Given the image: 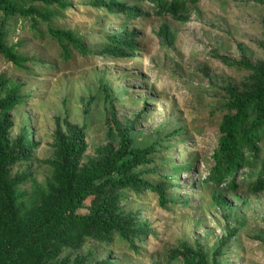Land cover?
Returning <instances> with one entry per match:
<instances>
[{
    "label": "rangeland",
    "instance_id": "obj_1",
    "mask_svg": "<svg viewBox=\"0 0 264 264\" xmlns=\"http://www.w3.org/2000/svg\"><path fill=\"white\" fill-rule=\"evenodd\" d=\"M64 1L66 9L36 5L52 15L49 24H8L7 46L27 63L17 67L0 55V82L22 91L5 130L12 155L29 153L0 167V242L7 232L19 239L35 209L58 203L63 168L73 192L88 168L109 171L118 154L149 148L155 156L127 177L134 187L162 188L166 206L149 190L99 187L77 213L106 219L113 208L128 240L117 231L111 243L84 235L75 247L38 246L20 264H264V190L254 192L245 173L236 175L235 191L212 183L232 96L264 82V0H197L180 21L160 17L145 0H116L141 6L135 19L94 7L101 0ZM164 25L173 43L161 36ZM50 28L75 32L96 54L70 48L66 58ZM124 30L137 36L138 50L122 58L101 53ZM77 142L82 152L66 156Z\"/></svg>",
    "mask_w": 264,
    "mask_h": 264
},
{
    "label": "trees",
    "instance_id": "obj_2",
    "mask_svg": "<svg viewBox=\"0 0 264 264\" xmlns=\"http://www.w3.org/2000/svg\"><path fill=\"white\" fill-rule=\"evenodd\" d=\"M150 1L160 17L169 16L180 21L181 15L187 12L190 5H195L197 0H145ZM0 55L11 61L17 67H23L27 59L20 55L13 47H8L6 36L8 35L9 21L15 18L30 19L34 28H38L40 21L49 24L52 15L43 13L36 5L52 7L58 5L66 9L70 6L64 0H0ZM2 3L9 6L2 7ZM96 8L103 9L111 15H122L129 19L138 18L142 15L139 5L130 6L116 0L107 2L101 0L95 4ZM50 34L60 43L63 54L70 57V48L75 49L83 56L95 55L82 42L81 37L76 36L73 31H59L49 29ZM161 36L168 42H174V35L169 26L162 27ZM135 34L124 30L111 37L105 43L101 53L112 54L118 58L128 56L138 50ZM0 114L5 116L4 127H0V167H13L17 163L27 159L28 148L22 149L20 154L12 155L9 152V142L5 128L9 127L10 117L8 114L15 111L21 103V88L13 84L10 87L5 82H0ZM4 94V96H2ZM230 113L224 118L220 126V139L214 153L215 166L212 172V183L225 184L226 188L235 191L237 187L236 175L245 173L252 176L253 180L246 183L253 187L254 192L264 190V82L250 95H234L228 105ZM9 129V128H8ZM82 145L77 142L72 148L64 150L66 156H74L82 152ZM166 149V148H165ZM155 156L152 149H133L118 154L109 171L104 166H93L88 168L84 174L80 187L71 192L72 175L69 170L63 168L62 173L65 183V193L58 203L49 208L40 207L35 209L32 219L28 222L26 229L19 239H14L12 234L6 233L0 242V264H20L26 259L30 251L36 250L38 246L47 245L53 248L54 244L73 247L80 245V236L89 235L92 238L113 241V235L117 231L121 239H129L130 232L115 216L113 208H107L104 212L108 215L106 219L101 216L90 218L77 213L81 202L90 194L96 192L99 187L113 185L118 188H133L132 191L149 190L158 194L159 200L166 206L167 197L158 193L161 188L150 185L149 182L134 184L130 182L127 174L132 168L147 165L151 157ZM193 166L189 167L191 170ZM256 171H259L256 174ZM255 176V177H254ZM102 181V184L97 182ZM166 181L173 183L169 176ZM139 185L143 188H139ZM149 186L150 188H148ZM135 188V189H134ZM137 194V193H136ZM135 194V195H136ZM175 203H177L175 201Z\"/></svg>",
    "mask_w": 264,
    "mask_h": 264
}]
</instances>
